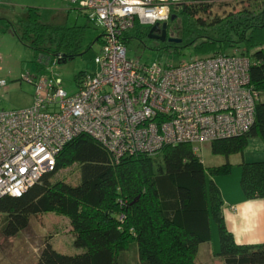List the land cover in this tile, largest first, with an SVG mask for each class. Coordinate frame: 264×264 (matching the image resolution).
Wrapping results in <instances>:
<instances>
[{"label": "trees", "instance_id": "obj_1", "mask_svg": "<svg viewBox=\"0 0 264 264\" xmlns=\"http://www.w3.org/2000/svg\"><path fill=\"white\" fill-rule=\"evenodd\" d=\"M212 1L188 0L172 7L166 33L167 37L176 33L178 43L154 44L148 37L150 27L137 25L126 32L124 42L134 38L168 51L192 47L199 57L237 48L249 59L250 84L257 94L253 122L242 134L210 142L212 154L227 158L243 152L251 137L264 142V5L214 13L208 20L204 14L211 12ZM24 11L19 32L10 23L8 28L35 53L60 63L90 47L83 44L87 23L51 25L40 20L37 7L26 6ZM100 39L101 34L95 42ZM83 73L76 76V83ZM238 165L243 196L264 199V160L243 159ZM230 166L226 161L208 170L186 142L117 157L101 141L81 133L61 148L53 170L21 195L0 196V232L14 236L29 225L30 216L54 212L67 217L72 245L81 251L63 253L46 237L31 264H200L199 248L212 237L213 217L219 238L215 254L221 264H264V242L235 240L221 213L220 188L214 179L206 183L207 170L214 176L228 172ZM72 167L75 180L57 177Z\"/></svg>", "mask_w": 264, "mask_h": 264}, {"label": "built area", "instance_id": "obj_2", "mask_svg": "<svg viewBox=\"0 0 264 264\" xmlns=\"http://www.w3.org/2000/svg\"><path fill=\"white\" fill-rule=\"evenodd\" d=\"M65 1L101 29L98 70L81 74L73 93L52 71L27 75L31 103L0 108V196L21 195L53 170L61 148L81 133L118 157L183 142L197 152L195 143L239 135L252 124L257 94L249 59L237 48L176 64L127 55V31L166 22L172 7L188 0ZM6 85L0 79V87Z\"/></svg>", "mask_w": 264, "mask_h": 264}, {"label": "rangeland", "instance_id": "obj_3", "mask_svg": "<svg viewBox=\"0 0 264 264\" xmlns=\"http://www.w3.org/2000/svg\"><path fill=\"white\" fill-rule=\"evenodd\" d=\"M262 1L264 0H213L209 6L211 12L204 14V17L209 20L214 13L226 15L230 10L237 11L246 7L252 9L257 6L256 3L260 6L264 5L261 4ZM26 6L37 7L41 14L40 20L51 25L72 26L87 23L83 44L85 47L90 44L88 50L60 63L53 62L54 59L52 60L47 54L35 53L8 28L10 23L19 32L20 19L24 17ZM99 34H101V29L87 21L83 12H80L75 4L65 3L63 0H0V79L7 81L5 88L0 87V108L5 110L22 108L31 103L33 85L25 79L27 75L36 76L42 72L52 71L62 79L63 88L67 93L75 92L77 90L76 76L79 73L98 70L94 56L101 47L99 41L95 42ZM174 34L171 35L176 37V33ZM150 39L154 44L160 42L154 38ZM125 46L127 55L134 58L139 57L141 62L159 60L176 64L181 60L192 59L195 54L192 47H184L177 51L154 49L134 38L126 42ZM234 49H229L228 53ZM194 147H198L197 154L208 170L211 167L223 165L226 161L231 164L226 173L212 176L208 170L206 171L207 185L210 179H214L225 197L237 196L242 192L239 183L241 170L238 165L241 160H264V142L258 137L249 138L243 152L230 154L229 160H226L223 155L212 154L210 143H195ZM57 175V177H65L66 180L76 178L73 167L64 169ZM211 220L212 237L200 245L198 258L200 264H221L222 262L215 254L219 249L218 226L213 217ZM68 227L67 217L54 212H46L38 217L30 216L29 225L14 236L4 237L0 232V264H31L38 256L46 237L50 239L54 248L63 253L80 252L81 249L72 245L73 235L72 232H68ZM129 253L130 256L133 255L134 250L131 249Z\"/></svg>", "mask_w": 264, "mask_h": 264}, {"label": "crops", "instance_id": "obj_4", "mask_svg": "<svg viewBox=\"0 0 264 264\" xmlns=\"http://www.w3.org/2000/svg\"><path fill=\"white\" fill-rule=\"evenodd\" d=\"M222 197L221 213L235 240L249 244L264 242V199H246L242 192L233 197L222 194Z\"/></svg>", "mask_w": 264, "mask_h": 264}, {"label": "water", "instance_id": "obj_5", "mask_svg": "<svg viewBox=\"0 0 264 264\" xmlns=\"http://www.w3.org/2000/svg\"><path fill=\"white\" fill-rule=\"evenodd\" d=\"M166 25H167L166 22H163L161 25H159V23H155L154 25H152L150 27L148 37L157 39L159 41H166L167 40L169 42H175V43L180 42L181 39H179V38L167 37ZM154 32H158V33L155 34Z\"/></svg>", "mask_w": 264, "mask_h": 264}, {"label": "flooded vegetation", "instance_id": "obj_6", "mask_svg": "<svg viewBox=\"0 0 264 264\" xmlns=\"http://www.w3.org/2000/svg\"><path fill=\"white\" fill-rule=\"evenodd\" d=\"M155 34H157L158 32H154Z\"/></svg>", "mask_w": 264, "mask_h": 264}, {"label": "clouds", "instance_id": "obj_7", "mask_svg": "<svg viewBox=\"0 0 264 264\" xmlns=\"http://www.w3.org/2000/svg\"><path fill=\"white\" fill-rule=\"evenodd\" d=\"M159 25H161V24H159Z\"/></svg>", "mask_w": 264, "mask_h": 264}]
</instances>
